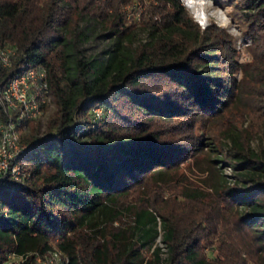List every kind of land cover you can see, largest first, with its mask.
Here are the masks:
<instances>
[{"label":"trees","instance_id":"obj_1","mask_svg":"<svg viewBox=\"0 0 264 264\" xmlns=\"http://www.w3.org/2000/svg\"><path fill=\"white\" fill-rule=\"evenodd\" d=\"M151 1L162 7L133 44L134 22L110 5L73 16L70 0H0V46L15 48L0 87L22 64L42 66L56 103L46 136H21V178L0 173V264L51 250L67 264H264V0L234 2L250 35L241 62L224 28L200 31L180 0ZM84 17L112 38L99 54L82 51ZM209 115L224 117L220 158L178 125ZM192 151L203 177L189 186L174 168Z\"/></svg>","mask_w":264,"mask_h":264},{"label":"rangeland","instance_id":"obj_2","mask_svg":"<svg viewBox=\"0 0 264 264\" xmlns=\"http://www.w3.org/2000/svg\"><path fill=\"white\" fill-rule=\"evenodd\" d=\"M213 2V8L209 9V23L208 27H211L212 29L214 27H221L224 28L227 32V38L228 42L230 43H224L225 45H230L232 49H234V58L236 61H245L250 58L249 53L247 51V45L250 44V35L248 33V30L245 29V26L242 24V17L240 13V9L237 7V5L234 3L235 0H212ZM156 4L155 2H152L151 0H136L132 2L131 0H70V4L72 7L69 9V11L73 13V16H76L74 13L76 12V9L78 11H81L83 13H92L93 10L99 8L103 5H110V7H116L117 11H120L123 16L126 18L127 22L135 24L134 26V34L132 36V43L136 44L138 41H143L147 38V32L145 29L141 28L142 25V19L145 17H149V14L152 13L156 9V6H161V4L158 5H151ZM158 8V7H157ZM221 13L223 15H221ZM189 14V12H188ZM158 15L157 13L154 14V17ZM227 17V19H225ZM221 25H226L222 27ZM79 28L82 29V41H81V48L85 55H96L99 54L105 47L110 43L111 36L107 34L108 30L104 28L101 23H99L95 19L90 18H83L79 23ZM201 31V29H200ZM209 34V33H207ZM212 34H209L207 37H211ZM213 39L220 38L219 35H214L212 37ZM235 77L240 76L239 70H236L234 72ZM41 114L39 117L33 119L32 122H29L27 126L21 130V136L22 135H30L36 127L39 135L46 136L48 134V120L49 117L53 116L56 112V103L54 100V97L52 93L49 94L48 100L43 104ZM95 111V110H94ZM97 111V112H96ZM94 112V116L97 117V114L101 112V109L96 110ZM225 115H227L225 113ZM93 116V115H92ZM220 122L218 118L212 117V115H209L207 119L202 120L203 125H201L198 128L192 127L190 124H186L188 119L186 118L185 121H181L178 123L182 127V130L185 133L189 132L190 135L194 133V135H201V144L200 146L202 148H208V144L206 141H213L215 145L217 146L218 150L214 149L213 152L217 153V157H221L220 150L225 151L228 145V140H226L224 137V133L222 132L223 129V120L224 117H219ZM176 119H174L175 121ZM218 120V121H217ZM190 122V121H189ZM194 122V121H191ZM186 137V136H185ZM190 137V136H188ZM195 137V136H193ZM198 137V136H196ZM194 141V143H193ZM191 141L190 139L186 140L187 146L191 149L193 147L197 146V140ZM226 143V144H225ZM253 146L256 145V142L252 143ZM217 151V152H216ZM192 154V155H190ZM188 156L184 155L182 160L178 161V164L174 168L178 176H182L184 179H188L191 184H188L189 186L195 185L194 183L198 178L200 179L203 177L200 175V169L195 164V159H198L203 156L202 154H198L197 151H192ZM198 157V158H197ZM200 161V160H199ZM205 165V163H203ZM219 165L221 166L220 170L222 171L225 179L229 181L231 184L233 181H238L237 171L230 166L228 163L220 162ZM156 197L161 196L159 193H155ZM160 195V196H159ZM167 194L162 195V199H159L158 202L162 203L163 198H166ZM169 199V198H167ZM166 199V200H167ZM169 205V208H174L172 205L174 204H167ZM126 219V218H125ZM116 225L119 224V221L115 222ZM221 228V226H218V230ZM211 237H207V240ZM228 242V239H226ZM156 245L161 248L160 255L162 257L165 256L166 252V245L164 242L161 241L160 237L156 239ZM205 247L207 250V253L209 256H218L219 255V249L217 246H210L206 244ZM213 249V250H212ZM150 253V252H148ZM64 254V253H63ZM66 255V254H64ZM10 260H17L16 257H10ZM32 264H43L41 259H37L36 262Z\"/></svg>","mask_w":264,"mask_h":264},{"label":"built area","instance_id":"obj_3","mask_svg":"<svg viewBox=\"0 0 264 264\" xmlns=\"http://www.w3.org/2000/svg\"><path fill=\"white\" fill-rule=\"evenodd\" d=\"M15 48L11 45L0 46V64L10 66ZM46 70L42 66L24 63L13 76L0 87V173L9 172L15 179L21 178L20 165L15 161L26 149L21 140V130L27 123L40 116L42 104L49 97ZM100 110L95 108L94 110ZM94 111V112H95ZM97 112V111H96ZM101 113V112H100ZM100 113L97 114L98 119ZM15 264H23L24 258L16 257ZM43 264H67L68 258L59 250H51L43 256H36Z\"/></svg>","mask_w":264,"mask_h":264},{"label":"clouds","instance_id":"obj_4","mask_svg":"<svg viewBox=\"0 0 264 264\" xmlns=\"http://www.w3.org/2000/svg\"><path fill=\"white\" fill-rule=\"evenodd\" d=\"M181 5L189 12L192 22L201 30H204L209 23L208 10L213 8L212 0H180ZM221 15H223L221 13ZM227 19V17H225ZM222 27L226 25H221Z\"/></svg>","mask_w":264,"mask_h":264}]
</instances>
